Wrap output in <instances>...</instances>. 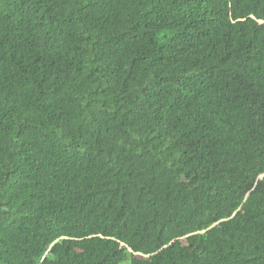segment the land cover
I'll return each instance as SVG.
<instances>
[{
    "label": "trees",
    "instance_id": "trees-1",
    "mask_svg": "<svg viewBox=\"0 0 264 264\" xmlns=\"http://www.w3.org/2000/svg\"><path fill=\"white\" fill-rule=\"evenodd\" d=\"M264 0H0V264H264Z\"/></svg>",
    "mask_w": 264,
    "mask_h": 264
},
{
    "label": "water",
    "instance_id": "water-1",
    "mask_svg": "<svg viewBox=\"0 0 264 264\" xmlns=\"http://www.w3.org/2000/svg\"><path fill=\"white\" fill-rule=\"evenodd\" d=\"M264 175H261L259 178H262Z\"/></svg>",
    "mask_w": 264,
    "mask_h": 264
}]
</instances>
